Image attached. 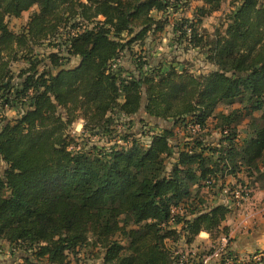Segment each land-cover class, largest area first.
I'll return each mask as SVG.
<instances>
[{"label": "trees", "instance_id": "trees-1", "mask_svg": "<svg viewBox=\"0 0 264 264\" xmlns=\"http://www.w3.org/2000/svg\"><path fill=\"white\" fill-rule=\"evenodd\" d=\"M225 3L210 35L202 20ZM33 8L13 32L8 20ZM167 27L172 48L204 51L212 69L134 59ZM42 47L55 50L43 62ZM125 53L131 69L116 64ZM0 160V246L18 253L8 264H71L81 251L178 264L174 243L228 237L236 208L204 207L201 193L240 203L264 181V0H0Z\"/></svg>", "mask_w": 264, "mask_h": 264}, {"label": "rangeland", "instance_id": "rangeland-1", "mask_svg": "<svg viewBox=\"0 0 264 264\" xmlns=\"http://www.w3.org/2000/svg\"><path fill=\"white\" fill-rule=\"evenodd\" d=\"M231 10L228 3L223 4L221 10L213 15L204 18L202 20V29L206 30L210 35H212L213 31L217 27H221L220 25L225 21V15ZM35 11V8L30 10L29 12L23 13L22 16L18 19L10 18L8 20L9 28L15 32L19 33L24 25L26 24L29 15ZM189 13V12H188ZM187 13V15H188ZM171 29L170 27L166 29L164 33L160 35L155 41L148 42L146 45L145 52H139V47L133 46V55L134 59L137 58L138 55H141L143 59L148 58L150 64H155L156 59L165 55L163 60L159 61L164 67H167L169 64H174L178 69L182 67H186L191 72L195 73H205L212 69V66L207 64L205 59L204 51L201 50H193L188 53H183L182 51H178L171 47ZM147 49V50H146ZM52 50L47 47L37 48L36 52L41 53L40 59L43 61L46 60L47 55ZM124 58V55H122ZM138 59V58H137ZM121 62V60L119 61ZM137 62V61H136ZM185 62V63H183ZM76 63L75 59H72L70 65H74ZM182 64H185L182 66ZM150 67V65H149ZM146 66L145 69L149 68ZM27 68V63L25 60H19L17 63L11 65L12 73L15 77L19 78L20 72L24 71ZM44 67L41 65L40 70ZM239 107L238 104L233 106H225L219 105L216 109L217 112L228 113L233 108ZM18 113L16 109L5 110L2 113V116L7 119H13L17 117ZM82 121L75 122L71 128V134L78 135L82 131ZM118 127H122L121 124H116ZM210 125V130H211ZM152 130V127H148ZM246 128V121L240 126V137L244 136V131ZM212 131V130H211ZM177 132V130H175ZM182 132V131H181ZM178 133L179 136L182 135H192L193 132H182ZM213 138H218V134L215 132H211ZM86 139V138H84ZM78 141H81L80 138ZM86 141V140H83ZM89 143H96L97 145H102V141L96 140V137L89 139ZM85 143V142H83ZM171 160L167 161V168L170 167ZM264 170V165L261 168ZM262 181V180H261ZM230 183V184H229ZM227 189L233 186L234 182H229ZM264 183V182H263ZM253 186V185H252ZM259 184L254 185L253 189L259 188ZM234 187V186H233ZM230 190V189H229ZM260 191V192H259ZM256 191L257 193H253V197L240 200L238 203V198H235V202L231 195H228L226 192H222V195H214V189L212 190H203L201 193V200L203 201V206L208 207L215 203H229L231 207H235L234 217L229 220L232 221L229 223L227 227L228 235H230V240L228 243V249L233 253L234 258L232 260V264H253L254 260L258 264H264V243L262 246H252V248H248V250H243L246 248L245 245H242V239L249 235L251 232L255 231V229L263 226L260 239L264 240V185L261 190ZM227 195V196H226ZM223 197V198H222ZM261 201V204L259 203ZM263 204V205H262ZM242 225H246L244 228L242 225L239 226L237 232L231 233L233 230V224H238L243 221ZM259 221V222H258ZM255 222V223H254ZM247 223V224H245ZM254 223V224H253ZM249 227V228H248ZM257 227V228H256ZM247 229L246 232H244ZM250 229V230H248ZM222 236V235H221ZM217 239H210L208 235L199 234L197 238L191 245L185 244L183 241H179L178 243L173 244V249L176 251V255H182L181 261L178 264H205V260H207L206 264H217L215 259H210L211 252L220 246V242ZM264 242V241H263ZM254 245V244H252ZM247 249V248H246ZM242 250V251H241ZM257 254V255H256ZM257 258L254 259V256ZM71 259V264H102L100 257L96 258L94 254H90L89 251H81L79 255L73 257V255L69 256ZM18 260V253L12 252L10 248L6 244H2L0 246V264H8L12 261ZM260 260V261H259ZM258 261V262H257Z\"/></svg>", "mask_w": 264, "mask_h": 264}, {"label": "crops", "instance_id": "crops-1", "mask_svg": "<svg viewBox=\"0 0 264 264\" xmlns=\"http://www.w3.org/2000/svg\"><path fill=\"white\" fill-rule=\"evenodd\" d=\"M26 13V12H25ZM165 57V55H162L161 57H159V58H157L156 59V63L155 64H157L159 61H161V60H163V58ZM131 58H130V55H129V53H125L124 54V58L123 57H121V65L122 66H124L126 69H131V60H130ZM183 63H185V62H183ZM4 167H5V165H4V163L0 160V172L4 169ZM239 178H242L243 177V175L242 174H240L239 176H238ZM229 182H234V179L233 178H231V177H229L228 179H227V183H229ZM264 181L262 180V181H259L258 183H255V185H257V184H259V188H255L254 189V194L255 193H257L256 191H259V190H261V188L263 187V185H264V183H263ZM260 192V191H259ZM253 197V196H252ZM259 203L261 204V201H259ZM263 205V204H262ZM234 213H232L227 219H226V221L224 222V226H228L229 225V223L230 222H232V221H230L229 219L230 218H232V217H234ZM230 221V222H229ZM243 222H244V220L243 221H241V222H239L237 225L236 224H233L232 226V228H233V230L231 231V233H234L235 234V232H237V230H238V228H239V226L240 225H242L243 224ZM259 222V221H258ZM255 223V222H254ZM253 223V224H254ZM245 224H247V223H245ZM243 226V228L246 226V225H242ZM249 228V227H248ZM257 228V227H256ZM262 228H263V226H261V227H259V228H257V229H255V231H253V232H251L249 235H247V236H245L243 239H242V245H245V247L247 248H243V250H248V248L250 249V248H252V246H262L263 245V241L264 240H261L260 239V236H261V232H262ZM248 230H250V229H248ZM247 231V229L244 231V232H246ZM201 234H203V235H207L206 233H201ZM252 244H254V245H252ZM242 251V250H241Z\"/></svg>", "mask_w": 264, "mask_h": 264}, {"label": "built area", "instance_id": "built-area-1", "mask_svg": "<svg viewBox=\"0 0 264 264\" xmlns=\"http://www.w3.org/2000/svg\"><path fill=\"white\" fill-rule=\"evenodd\" d=\"M119 62V60L116 61V64ZM5 110H7L5 108ZM197 130V128L195 129ZM225 192V191H224ZM235 198H239V194L238 192L234 193ZM229 239H230V235L227 236H220L219 237V242H220V246L218 248H216L209 256L210 259H215L217 264H232V259L233 258H228L226 257V252L228 250V243H229ZM257 258V256H254V259ZM260 261V260H259ZM205 264L207 263V260L204 261ZM255 262V260H254ZM253 262V263H254ZM258 262V261H257Z\"/></svg>", "mask_w": 264, "mask_h": 264}]
</instances>
